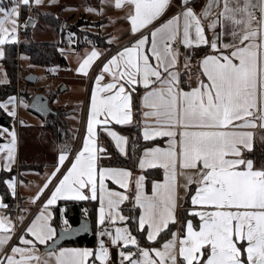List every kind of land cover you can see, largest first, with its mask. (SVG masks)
I'll list each match as a JSON object with an SVG mask.
<instances>
[{"label": "snow or ice", "instance_id": "6c2138e0", "mask_svg": "<svg viewBox=\"0 0 264 264\" xmlns=\"http://www.w3.org/2000/svg\"><path fill=\"white\" fill-rule=\"evenodd\" d=\"M10 3L0 5V59L6 45L20 42L22 6L31 12L45 0ZM107 9L120 13L109 18L111 24H128L120 36H109L102 49L85 37L91 48L82 56L71 49L77 57L72 70L92 81L81 146L74 152L67 143L60 146L51 171L27 199L39 203L37 211L19 207L14 220L0 196V264H264V156L255 154L264 145V0H207L199 10L196 0L84 5L95 15ZM23 27H35L32 16ZM125 35L131 38L119 43ZM75 36L68 33L69 45ZM58 51L67 59L64 48ZM7 83L4 73L0 84ZM19 107L47 111L23 97L0 101V110L14 120ZM113 123L138 128L146 142L138 157L135 139L131 145L140 174L101 163L111 157L101 134L121 157L129 156V137L113 130ZM0 140V171L9 174L0 183L15 199L17 187L27 186L11 175L15 126H0ZM147 170H162V179L151 181L150 195ZM58 201L97 202L95 248L59 246L90 228L87 219L74 227L64 207L57 226ZM81 211L89 216V209Z\"/></svg>", "mask_w": 264, "mask_h": 264}, {"label": "crops", "instance_id": "0c3cea01", "mask_svg": "<svg viewBox=\"0 0 264 264\" xmlns=\"http://www.w3.org/2000/svg\"><path fill=\"white\" fill-rule=\"evenodd\" d=\"M97 1L98 3H96L95 5H91V6L98 7L99 0ZM206 2L207 0H196L198 10ZM84 5L81 6L82 7L81 11H83V13L88 14L89 17H93V16L98 17L100 21L104 22L102 23L104 27H102L100 31L102 34H104L106 38V43H107V38L109 36H113V37L120 36V31L128 27L127 22L123 20L119 21L118 23L114 25L109 22V18L115 19L117 16L120 15V13L116 12L115 10L107 9L104 12V14L101 16V15H95L92 13L85 12ZM88 5L90 4L88 3ZM208 35L211 36V33L209 32ZM130 38L131 37L129 35H125L118 42L122 43ZM70 47H72V45ZM90 48H91V45L89 46L86 45V46L76 47L73 49H75L76 52L82 56L85 50L90 49ZM99 48L102 49L104 47H99ZM67 50L65 48V51L68 52V56L66 59L67 66L64 68H56L48 72L49 76L52 75L54 80H58L56 86H53L52 88L44 90L42 92L36 93V95L43 94L45 97H47L50 112L48 114H43L41 112L34 110L32 107H29V108H26V113L23 116H21L22 114L21 107H19L17 109V117L15 118V120L11 117L12 118L11 127H8L9 129H11L14 125L15 130L17 132V164L14 166L13 171H14V175L16 174L18 179H23L25 182V185H27V186L17 187L19 191L20 201L24 205H30L27 203V199L34 194L36 190L35 185L41 184L44 174L51 171V165L54 163L57 157L59 148L63 142V137L65 136L63 135V131L65 132L66 135L69 134V131H72L71 138L73 137L76 138V139L73 138L75 142L73 141L72 143H70V146L73 152L81 146L82 137L86 134V115H87V110H88L89 99L87 102V108L85 105V101H79V100L82 97L84 98V96L86 95V90H87V86H88L90 79H87L72 70V69H75V67H77V57L71 53V49L68 51ZM5 51H6V46H5ZM181 51L183 52V49H181ZM205 51H207L206 48H205ZM196 59H198V57ZM2 62L0 64L1 66H2ZM2 67H4L5 73H7L5 66H2ZM93 74H95L94 70H93ZM195 74L196 72H195V59H194L193 60V78L191 81L193 86H195ZM7 79H8V74H7ZM184 79L187 80L188 78L184 77ZM8 83H9V79H8ZM59 84L68 86V87L67 86L64 87L65 88L64 91H69L64 96L63 94H60V92L62 93L64 91H60ZM77 87H79L80 89L79 97L76 95V93L70 92L71 89L77 88ZM185 88H187V85H185ZM12 96L20 97V94H14ZM66 96H70V97L65 98ZM89 96H90V93H89ZM75 98H79V100ZM27 103L31 105L30 104L31 102H27ZM84 105L85 107H83ZM21 120L25 122L24 125L20 124ZM2 127H5V126H2ZM110 127H113V130L121 133L122 135H125L120 130V128H125V127H130V126H120V125H115L113 123V125H110ZM101 136H105L113 144V147L115 149L114 143L111 141L110 137H108L106 134H101ZM2 142L3 141L1 140L0 143ZM100 142L103 145L105 144V142L102 141L101 138H100ZM156 142H159L158 144L160 146H164L163 139L158 138ZM70 159H71V155L69 157V160ZM65 164L70 166L69 161L67 160L65 161ZM160 171L162 173V170ZM133 172L134 174H140L138 167H137V171H133ZM19 173H23V175L19 176L18 175ZM155 179H162V174L160 177L155 178ZM110 186L115 188L116 190H120L117 185H110ZM145 191L149 195L151 194V184H150V188L148 189L147 181L145 185ZM0 196H3V195L0 193ZM4 202L7 203L5 199H4ZM82 202H85V201H82ZM67 203H65L64 201H58L56 209L60 208V206L62 205H66ZM75 203H81V202H75ZM95 203L98 207L97 202ZM86 219H89V220L91 219L90 214L88 218ZM90 223H91V234H90L91 236V235H95L96 226H95V222H92L91 220H90ZM96 244H97V237H96L95 243L92 246L85 245V244L70 245V244L64 243L63 245H61V247L95 248ZM43 247L44 246H41L42 249ZM112 252H113V256H115V249H113Z\"/></svg>", "mask_w": 264, "mask_h": 264}, {"label": "rangeland", "instance_id": "374dc122", "mask_svg": "<svg viewBox=\"0 0 264 264\" xmlns=\"http://www.w3.org/2000/svg\"><path fill=\"white\" fill-rule=\"evenodd\" d=\"M90 4L95 5L98 3L97 0H59V5H49L47 3V0H45L44 6L40 8H33L31 12H29L26 8L22 6L21 8V15L19 17L20 23H24L26 19L29 16H32V18L35 20V27H28L25 29L24 27L19 29V43L13 44L16 45L18 48L20 43L27 40V36H30V38L34 42H55L59 43L61 48H66V50H70L76 47H80L81 44L85 43L83 40L85 39V36H104V34L101 33V28L99 25L101 23H104L98 19V17H89L88 14L83 13L81 11L84 4ZM0 5L3 6H11L10 0H0ZM60 5H64L65 7L71 6L75 10L73 11H64L60 7ZM21 19V20H20ZM61 25H63V30H61ZM72 25L77 26V34L80 32V35L82 34L83 37L81 38H73L76 42L69 45L68 43V33L67 30H69ZM69 27V28H68ZM67 32V33H66ZM73 32V31H72ZM62 38V39H61ZM67 39V40H65ZM29 40V39H28ZM58 40V41H57ZM9 50L13 49L8 48ZM67 50V51H68ZM17 56L15 57V60H13V74L15 76V94H20V97H23L26 99V102H29L31 98L36 95V93L42 92L44 90L50 89L53 86H56L58 80H54L52 75H48L49 69L42 65H36L33 64L30 57L27 54H19L18 50ZM21 56L27 57L26 59H21ZM3 61V62H2ZM5 59H0V64L2 62V66H5ZM0 65V77L3 76L5 73L4 67ZM32 75L35 77V81L31 84L26 81V78ZM49 77V79H48ZM9 79V77H8ZM6 85V84H4ZM91 85V80H89L86 95L84 98H75L79 101H85V105L87 108V102L89 99V91ZM67 85L59 84V89L61 91L62 87H66ZM68 87V86H67ZM70 90V88H69ZM79 87L71 89V93H76V95L79 97ZM69 91L60 92V94H67ZM59 94V95H60ZM70 96H66L65 98H68ZM64 98V99H65ZM85 105L83 107H85ZM21 116H23L26 113V108L21 107ZM70 129V127H69ZM72 131H69V134L66 135L63 131V142L61 145H64L65 143L69 144L73 141L75 137L71 138ZM79 143V142H78ZM264 149V145H260Z\"/></svg>", "mask_w": 264, "mask_h": 264}, {"label": "trees", "instance_id": "16d2710c", "mask_svg": "<svg viewBox=\"0 0 264 264\" xmlns=\"http://www.w3.org/2000/svg\"><path fill=\"white\" fill-rule=\"evenodd\" d=\"M69 28V27H68ZM78 27L73 26L67 30V32L76 33L75 38H81L83 35H80V32L77 34ZM66 32V33H67ZM88 40L95 43L98 47H105L106 46V38L101 36H85ZM29 39V40H28ZM62 39V38H61ZM66 40V39H65ZM85 42V39L83 40ZM89 46L90 44H87L86 42L81 44L80 46ZM9 50L8 48H12ZM61 46L59 43L55 42H34L30 36H27V40L20 43L19 47L17 48L16 45H6V57H5V68L9 77V83L4 85L0 84V101L6 100L8 96H12L15 94V76L13 74V60H15V57L17 56V51L19 54H27L32 63L36 65H42L47 67L49 70H53L56 68H64L67 66V60L64 56L61 55V53L58 51ZM52 96V95H51ZM50 96V97H51ZM32 98L29 102H31ZM136 120H139L140 117L137 115L135 117ZM12 118L7 116L6 113L3 112V110H0V125L5 127H11ZM120 130L129 137V156L128 157H121L119 153L114 149L113 144L105 137L100 136L101 140L105 142V147L108 149L109 153L111 154L110 158L104 159L101 161V163L104 166H112V167H127L131 169L132 171H137V167L133 164V156L131 151V145L133 140L135 139L138 150L136 152V156L138 157L143 149V146L146 142H144L141 137L139 136V129L130 126L125 128H120ZM1 142V140H0ZM157 144L159 142H156ZM151 145V144H150ZM149 145V146H150ZM256 158L260 159L262 156H264V149L257 145V148L255 150ZM161 171L157 172L156 170H148L145 172V175L147 176V188H150L151 181L155 178H158L161 176ZM11 175H14V171L11 173ZM9 174L2 171L0 172V181H3L4 179H8ZM6 192V185L3 183H0V193L3 195L5 201L12 205L13 199L10 197V195H5ZM187 206V205H186ZM87 208L89 209V214L91 217V221L94 222V216H95V210L97 208V205L95 202L91 201H85L81 203H75V202H69L66 204V216L70 220L71 224L73 226L79 225L81 219L84 218L82 215V209ZM59 208L56 209L57 216H56V224L59 225ZM127 213V212H126ZM128 214V213H127ZM194 225H198L199 221L197 218H193ZM93 226V224H92ZM175 229V228H174ZM173 229V230H174ZM96 237L95 235H89L79 238L77 241H71L67 242V244L70 245H90L92 246L95 243Z\"/></svg>", "mask_w": 264, "mask_h": 264}, {"label": "water", "instance_id": "95a60500", "mask_svg": "<svg viewBox=\"0 0 264 264\" xmlns=\"http://www.w3.org/2000/svg\"><path fill=\"white\" fill-rule=\"evenodd\" d=\"M26 81L30 82V83H33L35 81V77L32 76V75H29L27 78H26ZM65 88L62 87L61 88V91H64ZM37 98H42L40 100H38ZM31 105L33 104H42L46 109L47 111H40L38 108H34L32 107L34 110L38 111V112H41L43 114H48L50 112V109H49V106H48V100H47V97H45L43 94H37L33 97L31 103ZM86 218H83L81 219L84 220ZM89 221V228H90V231L89 232H82L78 235H75V236H72V237H66L64 240L60 241L59 242V246L63 245L64 243H67V242H71V241H77L79 238L81 237H84V236H89L91 234V223H90V220L87 219ZM80 221V222H81ZM80 224V223H79ZM78 226V225H77ZM75 227V226H74Z\"/></svg>", "mask_w": 264, "mask_h": 264}, {"label": "built area", "instance_id": "2783aa9c", "mask_svg": "<svg viewBox=\"0 0 264 264\" xmlns=\"http://www.w3.org/2000/svg\"><path fill=\"white\" fill-rule=\"evenodd\" d=\"M20 24H21V28H22L24 23L21 22ZM19 207L29 208L31 210V212H35V211L38 210L39 203L36 204V205H24L20 201L19 191H18V188H17V197L15 199H13L12 205H10V210H11L12 218L14 220L16 219L17 215L19 214ZM61 207L66 208V205H62V206H60V208ZM23 216L25 217V222H28L29 212H24L23 213Z\"/></svg>", "mask_w": 264, "mask_h": 264}]
</instances>
